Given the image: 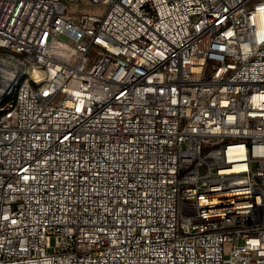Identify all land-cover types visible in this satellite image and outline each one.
Wrapping results in <instances>:
<instances>
[{
  "label": "built area",
  "instance_id": "built-area-1",
  "mask_svg": "<svg viewBox=\"0 0 264 264\" xmlns=\"http://www.w3.org/2000/svg\"><path fill=\"white\" fill-rule=\"evenodd\" d=\"M1 61L0 264H264V0H0Z\"/></svg>",
  "mask_w": 264,
  "mask_h": 264
},
{
  "label": "rangeland",
  "instance_id": "rangeland-1",
  "mask_svg": "<svg viewBox=\"0 0 264 264\" xmlns=\"http://www.w3.org/2000/svg\"><path fill=\"white\" fill-rule=\"evenodd\" d=\"M74 6L79 9V10H85V9H90L92 8V6H90L89 4H87L86 2H76L74 4ZM93 9V8H92ZM205 172V170L203 171Z\"/></svg>",
  "mask_w": 264,
  "mask_h": 264
},
{
  "label": "water",
  "instance_id": "water-1",
  "mask_svg": "<svg viewBox=\"0 0 264 264\" xmlns=\"http://www.w3.org/2000/svg\"><path fill=\"white\" fill-rule=\"evenodd\" d=\"M10 64L8 62L5 61H1L0 62V67L1 69H9L10 68ZM0 84H1V75H0Z\"/></svg>",
  "mask_w": 264,
  "mask_h": 264
}]
</instances>
